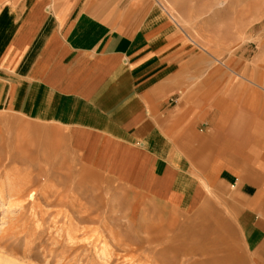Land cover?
<instances>
[{
    "label": "crops",
    "instance_id": "obj_1",
    "mask_svg": "<svg viewBox=\"0 0 264 264\" xmlns=\"http://www.w3.org/2000/svg\"><path fill=\"white\" fill-rule=\"evenodd\" d=\"M174 23L146 0H0V110L71 128L91 164L158 179L167 202L206 182L264 264V94L226 95Z\"/></svg>",
    "mask_w": 264,
    "mask_h": 264
},
{
    "label": "rangeland",
    "instance_id": "obj_2",
    "mask_svg": "<svg viewBox=\"0 0 264 264\" xmlns=\"http://www.w3.org/2000/svg\"><path fill=\"white\" fill-rule=\"evenodd\" d=\"M146 1L226 71V95L264 94V0ZM71 130L0 110V264H257L226 197L193 181L208 211L169 216L133 177L91 164Z\"/></svg>",
    "mask_w": 264,
    "mask_h": 264
},
{
    "label": "bare ground",
    "instance_id": "obj_3",
    "mask_svg": "<svg viewBox=\"0 0 264 264\" xmlns=\"http://www.w3.org/2000/svg\"><path fill=\"white\" fill-rule=\"evenodd\" d=\"M43 123V122H42ZM47 123V122H46ZM76 153H77V151H76ZM76 155V154H75ZM77 156V155H76ZM79 158V157H78ZM85 158H86V156H85ZM80 159V158H79ZM111 167V166H110ZM98 170V169H97ZM127 173V171H123V177H121V178H126V179H128V180H131V176L129 175V174H127V175H125ZM126 177H125V176ZM130 177V178H129ZM145 177H143V179L141 178V179H139L140 181H138L139 183L137 184L138 185V187L140 188V190H144L145 192H149V195L150 196H152L154 199H156L155 200V202H156V204L157 205H159L160 206V209L162 208L163 209V213H165V214H167V215H169L170 213H176V212H178V211H182V213L185 211V212H193L194 214L196 213L195 211H197V213L198 212H200L201 210L202 211H205V212H207L208 211V208H204L205 206H208L209 205V203L211 202L210 201V199H205V198H202V197H205L206 196V198H207V195L204 193V189L203 188H205V189H207L208 191H210V189H209V187H208V185H207V183L206 182H203V188H201V190H196V187H197V184L195 183V182H193L192 180H188V181H186V184H187V187H185V189H187V191H184L183 192V190H181L180 192H181V198L183 199V205H179V203L177 202V203H173V202H167V201H172L173 199H172V196H173V194L172 195H170V196H167L166 195V193L167 192H161V194L160 193H158L157 191H155L154 190V188L153 187H156V185H158V179H155V181H153L152 179H147V178H145ZM194 180V179H193ZM178 182L177 183H182V181H180V178H178V180H177ZM121 184V183H120ZM128 184H130V183H128ZM123 185V184H122ZM126 185V184H125ZM131 186V185H130ZM183 188V187H182ZM181 188V189H182ZM175 189L176 190H178L179 191V189H180V187H179V185L178 186H175ZM203 189V190H202ZM147 190V191H146ZM189 190H196V196L195 195H193V194H191V193H189ZM206 191V190H205ZM211 192V191H210ZM172 193V192H171ZM167 197H169L170 199H168ZM209 197H210V195H209ZM208 197V198H209ZM154 199H153V201H154ZM177 201V200H176ZM208 201H209V203H208ZM203 203L202 204V206H204L203 207V209H199V210H195V207L197 206V204H200V203ZM156 206V205H155ZM161 209V210H162ZM160 210V211H161ZM159 211V210H158ZM203 213V212H202ZM185 215V214H184ZM170 216V215H169ZM195 217V216H194ZM210 227V226H209ZM204 229V231H205V229L207 230V229H209L208 228V225L205 227V228H203ZM212 229V228H211ZM168 246V245H167ZM173 246V245H172ZM171 246V251H172V248H174V250H178V248L175 246V243H174V247H172ZM179 246V245H178ZM192 246V245H191ZM169 248H170V246H168ZM186 247V246H185ZM181 249V248H180ZM166 250H169L168 248L166 249ZM170 251V252H171ZM186 251V250H185ZM161 252V251H160ZM169 252V251H168ZM169 252V253H170ZM173 252V251H172ZM175 252V251H174ZM173 252V253H174ZM180 252V251H179ZM189 252V251H188ZM180 254V253H179ZM179 254L177 255V256H175V257H178L179 256ZM175 255V254H174ZM186 255H187V251H186ZM177 260V259H176ZM181 260H182V258H181ZM207 262V261H206ZM162 263H165V262H162ZM197 263V262H196ZM205 263V262H204ZM207 263H209V262H207ZM2 264H4V263H2ZM181 264H186V263H181ZM192 264V263H191Z\"/></svg>",
    "mask_w": 264,
    "mask_h": 264
}]
</instances>
